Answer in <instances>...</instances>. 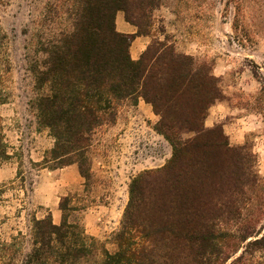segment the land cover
Returning <instances> with one entry per match:
<instances>
[{
    "label": "rangeland",
    "instance_id": "374dc122",
    "mask_svg": "<svg viewBox=\"0 0 264 264\" xmlns=\"http://www.w3.org/2000/svg\"><path fill=\"white\" fill-rule=\"evenodd\" d=\"M159 2L143 24L150 34L141 37L148 44L130 48L131 57L138 60L154 41L167 38L177 52L195 59L202 75H209L201 98L188 93L171 102L175 120L183 121L195 103L206 102L212 85L221 94L207 108L203 120L207 132L199 149L188 155L179 172L180 193L189 199L207 197L215 205L234 196L238 155L230 150L237 149L245 157L247 172L261 181L248 191L251 204L243 212L264 228V0ZM69 4V0H0V25L7 36L10 63L3 87L7 101L0 104L10 157L0 169L12 164L16 173L0 183V240L14 243L6 256L8 264H24L32 248L34 221L49 215L57 225L63 218L79 225L101 248L114 253L132 180L157 171L172 156L171 144L158 131L160 116L139 99L137 105L124 102L114 122L89 136L86 178L77 163H45L54 139L39 123L34 108L33 69L45 59L42 49L47 42L71 29ZM179 130L184 141L195 136L185 128ZM147 181V186L164 185L160 174Z\"/></svg>",
    "mask_w": 264,
    "mask_h": 264
},
{
    "label": "trees",
    "instance_id": "16d2710c",
    "mask_svg": "<svg viewBox=\"0 0 264 264\" xmlns=\"http://www.w3.org/2000/svg\"><path fill=\"white\" fill-rule=\"evenodd\" d=\"M69 3L66 13L71 29L53 42L47 40L42 46L45 59L33 69L34 108L39 123L54 139L45 163H77L86 178L89 136L114 122L124 102L137 105L139 99L160 116L158 131L171 144L172 156L162 168L132 180L114 253L101 248L79 225L65 218L57 225L49 215L34 221L32 248L24 264H264V228L256 226L252 214L243 212L251 204L248 191L261 181L247 172L240 151L230 150L238 155L234 196L215 205L207 197L189 199L180 193L179 172L188 155L199 149V140L207 132L203 127L207 108L221 94L212 85L206 102L195 103L183 121L175 120L171 102L188 93L201 98L209 75H202L195 59L177 52L167 38L154 41L138 60L131 57L134 39L150 34L143 24L159 7V0ZM118 12L137 29L135 34L117 30ZM9 72L7 36L0 25V104L7 101L3 87ZM181 128L195 136L184 141L179 136ZM9 157L0 116V163ZM195 164L202 166V161ZM159 174L164 185L147 186V178ZM12 246L0 240V264H8Z\"/></svg>",
    "mask_w": 264,
    "mask_h": 264
},
{
    "label": "crops",
    "instance_id": "0c3cea01",
    "mask_svg": "<svg viewBox=\"0 0 264 264\" xmlns=\"http://www.w3.org/2000/svg\"><path fill=\"white\" fill-rule=\"evenodd\" d=\"M116 28L119 32L125 33V34H135V27L129 24L125 20V16L123 12H118L116 15ZM143 44V47H146L148 44V40L144 37L137 36L132 45L131 48H134L135 45ZM5 168L0 169V183H3L5 181H8L10 179H13L16 173L12 172L13 170L10 168V165L12 164H6Z\"/></svg>",
    "mask_w": 264,
    "mask_h": 264
}]
</instances>
